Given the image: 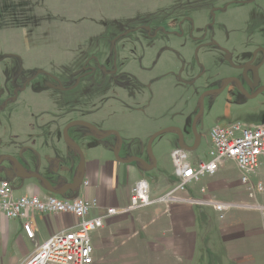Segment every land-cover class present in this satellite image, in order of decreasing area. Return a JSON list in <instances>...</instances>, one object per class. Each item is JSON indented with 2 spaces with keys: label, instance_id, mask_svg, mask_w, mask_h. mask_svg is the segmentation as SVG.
Segmentation results:
<instances>
[{
  "label": "rangeland",
  "instance_id": "obj_1",
  "mask_svg": "<svg viewBox=\"0 0 264 264\" xmlns=\"http://www.w3.org/2000/svg\"><path fill=\"white\" fill-rule=\"evenodd\" d=\"M230 78L245 95L258 94L248 98L237 82L226 83ZM224 84L222 91L204 96L200 110L202 95ZM263 87L264 0H0V181L12 183L15 196H27L25 185L55 196L38 179L13 176L10 159L53 187L71 182L80 155L64 141L63 131L77 121L93 127L67 129L83 158V171L113 145L108 153L115 161L124 155L142 161L130 163L131 175L146 181L149 200L157 201L177 183L172 153L180 147L176 133L158 135L151 143L155 167L147 169L150 137L176 128L183 147L198 139L187 161L206 163L212 159V128L264 125ZM260 162L263 172L264 158ZM237 176L235 164L224 161L214 176L193 186ZM85 181L102 199L98 182L85 175L78 189L55 197H84ZM214 198L229 201L221 193ZM245 202L255 201L247 197ZM198 207L211 213L217 229L221 220L214 210ZM233 210L258 219L256 227L248 228L249 250L237 260L225 251L203 250L195 264H264V213ZM102 213L92 209L87 217ZM103 227L89 234L93 242L101 239ZM121 227L124 234L113 242L111 255L96 247L99 264H161L160 256L147 251L149 231L135 229L133 237L131 221ZM38 229L45 234V227Z\"/></svg>",
  "mask_w": 264,
  "mask_h": 264
},
{
  "label": "crops",
  "instance_id": "obj_2",
  "mask_svg": "<svg viewBox=\"0 0 264 264\" xmlns=\"http://www.w3.org/2000/svg\"><path fill=\"white\" fill-rule=\"evenodd\" d=\"M112 149L113 145L106 146L101 153V158L99 160L90 159L84 171L86 177L98 182L97 195L101 193L103 201L99 196L93 195L88 188V181H85L88 185L84 186L83 195L87 199L96 198L102 210L114 208L117 211H122L129 206L131 191L141 180L136 181L135 177L131 175L133 173V168L130 165L131 159L124 155L123 161H115L108 153ZM201 183V186L197 188L192 186L187 189L192 193L189 194L186 191L179 196L207 199L215 197L216 193H221L229 200V203H247L245 202L247 201L245 191L239 189L242 187L238 176L237 179L228 182L223 178L216 179L214 177L204 179ZM201 187L206 188L204 196L199 192ZM24 190L27 196L46 198L34 186L25 185ZM171 190H165V194ZM110 193L114 196L111 197L112 199H110ZM110 201L113 203L109 204ZM255 201L264 204V198L261 196H258ZM210 215V212L205 214L200 211L198 206L184 203H155L127 214H117L105 221L103 229L107 230L102 234L100 240L93 242L91 239L95 248V259L100 260L96 252L97 246L105 251L106 256L111 255L112 248L110 249V247L117 237L124 234L121 225L123 226L128 220L132 223L131 231H135V229L149 231L147 233L150 237L146 244L147 251L153 256H160L161 264H195L199 252L203 253V250L208 253L225 251L229 259H240V255L250 248L248 240L252 236H249L248 228L251 225L256 227L257 217L242 218L237 211L231 210L216 229V227L212 228L214 219L212 220ZM39 224L41 227H45V234L39 231ZM77 224L78 220L72 215L37 213L33 218L36 235L32 241L25 237L18 221L6 219L0 212V264H21L31 255L37 244L43 243L54 234L74 230ZM137 234L138 232L135 231L132 236Z\"/></svg>",
  "mask_w": 264,
  "mask_h": 264
},
{
  "label": "built area",
  "instance_id": "obj_3",
  "mask_svg": "<svg viewBox=\"0 0 264 264\" xmlns=\"http://www.w3.org/2000/svg\"><path fill=\"white\" fill-rule=\"evenodd\" d=\"M209 140L213 148L212 159L192 166L187 161V152L178 149L172 153L177 183L174 188L157 201L149 200V186L146 181H138L131 191L127 209L117 211L114 208L103 209V213L94 218L87 215L92 209H100L96 198L87 199L78 196L71 199H58L55 196H15L14 185L0 181V212L8 220L18 221L25 237L35 239L33 218L37 213L72 215L78 220L77 227L52 235L41 244H37L30 256L21 264H99L95 259V248L89 234L102 228L105 221L117 214H127L155 203H184L192 206H207L214 210L219 220L236 208H246L264 213V204L255 199L264 198V171L260 158H264V125L247 128L239 124L228 127L212 128ZM232 161L239 172V183L244 187L247 197L254 203L236 204L222 202L214 197L193 199L180 197L188 188H192L204 177H212L224 161ZM82 184V183H81ZM88 183H83L87 186ZM200 194H206V188H199Z\"/></svg>",
  "mask_w": 264,
  "mask_h": 264
},
{
  "label": "water",
  "instance_id": "obj_4",
  "mask_svg": "<svg viewBox=\"0 0 264 264\" xmlns=\"http://www.w3.org/2000/svg\"><path fill=\"white\" fill-rule=\"evenodd\" d=\"M228 82H230V81H229V80L226 81V83H228ZM226 83H225V84H226ZM225 84H224L223 87L220 88V89H216V90L208 91V92H205V93L202 95V97H201V99H200V110L202 109V101H203L204 96L207 95V94L218 93V92L222 91L223 88H224V86H225ZM239 89H240V92H241L242 94H244V93H243V90L241 89V87H240ZM261 91H264V87H263L262 89H260V92H261ZM244 95H245V94H244ZM245 96H247V95H245ZM200 112H201V111H200ZM74 125H85V124L82 123V122H77V121H76V122H72V123L68 124V125L65 127L64 131H63V138H64V141H65L69 146L75 148L76 151H78V152H79V155H80V163H79V167H78V169H77V171H76V174H75V177L73 178V180H72L71 183L62 186L61 189H59V190H56L54 187H52V186H51V185H50V184H49L44 178H42L40 175H38V174H30V173H27L26 171H24V170L21 168V166H20L15 160L10 159V160L13 162V166H14V168L16 169V173H17L16 175H17V177L20 178V179H29V178L38 179V180H40V181L44 184V186L46 187L47 191H48L50 194L55 195V196H62V195H64V194H65L66 192H68V191H74V190L78 189V188L80 187L81 183H82V179H83V176H84V171H83V158H82V156H81V153H80L78 147H77L73 142H71V140H70V139L68 138V136H67V129H68L70 126H74ZM85 126H87V125H85ZM87 127L93 129V127H90V126H87ZM194 129H195V122H194V124H193V130H194ZM166 132H174V133L177 134L178 139H179V147H180L181 150H183V151H185V152H191V151H194V150L197 148V145H198V139H195V142H194V144H193L191 147H187V148H185V147H183L182 144H181V135H180L178 129H176V128H166V129H163V130H161V131H159V132L153 134V135L150 137L149 141H148L147 152H148V155L151 157L152 162H151V164H149V165L143 163V165H144L145 168H147V169H151V168L155 167V161H154V159H153V155H152V153H151V143H152V140H153L155 137H157V136L160 135V134L166 133ZM109 134H111V133H108V135H109ZM108 135H104V136H108ZM118 151H119V147H117V148L115 149V152H114V157H115L116 160H117V158H118ZM3 159H4V158L0 159V162H1ZM131 161H132V162H134V161H138V162L142 163L141 160L136 159V158L131 159Z\"/></svg>",
  "mask_w": 264,
  "mask_h": 264
},
{
  "label": "flooded vegetation",
  "instance_id": "obj_5",
  "mask_svg": "<svg viewBox=\"0 0 264 264\" xmlns=\"http://www.w3.org/2000/svg\"><path fill=\"white\" fill-rule=\"evenodd\" d=\"M246 74H247V73H246ZM246 74L242 72L240 76H243V77H244V76H246ZM256 75H257V74L255 73V71L252 72V74H251L252 77H255ZM228 80H229V81L232 80V81H234V82H237L236 85H237L238 90L240 91L239 88L241 87V85L239 84V82H238L237 80H235V79H233V78H230V79H228ZM261 89H262V88H261ZM257 94H258V93H252L250 96L247 95V97H248V98H252V97H255ZM0 163H1V162H0ZM0 170H1V165H0ZM11 171H12V175L17 177V175H16V174H17V173H16V169L14 168V166L11 168ZM71 182H72V181H71ZM71 182H69V183H71ZM69 183H63V184H60V185H58V186H56V187H54V188H55L56 190H59V189H61L62 186L66 185V184H69ZM52 187H53V186H52ZM66 193H67V192H66Z\"/></svg>",
  "mask_w": 264,
  "mask_h": 264
}]
</instances>
